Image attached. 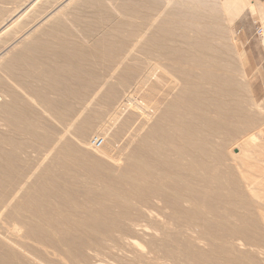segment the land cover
Returning <instances> with one entry per match:
<instances>
[{"label": "bare ground", "instance_id": "1", "mask_svg": "<svg viewBox=\"0 0 264 264\" xmlns=\"http://www.w3.org/2000/svg\"><path fill=\"white\" fill-rule=\"evenodd\" d=\"M28 1L24 7L14 11L0 27L1 37L12 29L22 31L27 26L25 21L30 18L38 19L34 25L24 32H19L20 34L18 33L14 40L0 50V87L5 86L2 75H7L12 81H19L24 86L29 85L26 79H29L30 75L31 78H36L35 81L39 82V87L37 89L30 87L32 95L29 98L42 108V111L51 118L52 122H47L48 120L44 117L43 119L35 116L36 113L31 112L29 114L17 110L16 106L19 105L16 103L19 104V102L13 93L14 90L11 88L5 90L4 87H1L11 94L10 97L12 98L11 101L4 103L2 107L0 106V119L3 120V124L0 126L12 127L13 130L25 134L31 129L36 130L32 137L41 143V149L33 150V153L37 155H35L36 158H30L32 161L26 162L22 168L17 156V150L21 148L17 138L0 133V191L5 194L0 196L2 206L7 208L14 204L13 209H20L17 204V195L24 189L28 191L27 193L31 195L34 193L38 196L30 195L31 197L25 201L27 206H32L37 204L38 199L42 198L41 196L55 202V199L58 200L56 196H59L61 192L65 194L64 191H67L66 193L69 194V189L82 187L78 183L79 181L72 182V166L63 164L67 161L69 154H72L71 152H80L76 151L80 149L72 147L66 141L65 135L68 131H65L64 128V131H61L60 126L65 122H67L65 124L67 127L74 126L76 145L87 146L88 129L85 126L94 119L101 117L104 112L103 108H101L103 110L96 109L100 107L95 108V106L101 97L107 104H112L118 95L116 87L123 88L130 85V83L128 84V74L132 77L133 74H137V82L132 78L135 86L132 88L133 84L132 89L129 87L131 90L129 89L130 91L124 93L125 98L120 102H126L129 111L132 108L136 110V105L132 103L131 99L135 92L140 91L145 104L144 113L138 114L142 116L143 119H139V121H143L144 125L139 122L140 124L138 123L136 127H133L135 123L128 121V129L126 130L129 131L128 134L133 130V133L136 132L133 136L134 139L131 140L140 138L139 141L137 140L138 143L133 150L134 152H130L132 155L128 162L132 161L131 166L137 172V175L130 176L131 180L135 182V186L130 188L133 195H141V208L146 218L152 219V221H162L160 223L163 221L179 222L181 218L182 220L183 218L188 219L190 217L189 211L191 212L192 209L203 203L202 198H200L202 200L197 199L196 193H205L214 187L213 180H219V175L222 173L216 174V167L210 165L215 155L211 146L216 143L222 145L225 140L241 128L250 129V133L240 138L235 148L237 153L232 151L233 148L228 149L233 152L230 161L235 163L233 171L237 177V189L239 188V191H243L252 197L256 196L257 199L264 200V195L259 196L256 193L258 186H264V142L262 139L259 140L260 136L263 135V130L259 128L255 132L252 130L254 128L247 124L229 123L226 126L221 125V121L226 120V115L222 112L225 105L220 99L224 95L225 78L216 74L223 71L224 67L227 66H224L218 58L221 46L217 45V42H221L222 45L225 42L226 36L223 26L226 22L231 24L240 14L248 11L261 21L263 28L261 27L260 37L264 42L263 1L175 0L176 2H174L173 0L172 2L176 3L173 4L175 13L172 14V9L170 12L172 15L168 12L171 17L173 16L172 20L160 19L161 13L170 10L169 5V10L164 9L165 3L169 2H164L165 0H117L114 3L115 7L108 11L101 10L102 7L99 6L100 20L112 18V22L113 20L122 21L120 28H128V31H117V27L114 25L112 31L102 33L101 42L113 40V34H115L113 47L116 51L109 50L110 54H104L106 57L100 55L102 53L99 52L98 48L87 51L69 45L64 48L51 45L53 42H57V33L53 30L60 26V18L70 16L66 10L76 3L86 7L90 0H60L50 9L44 6L50 0ZM171 7L173 6L171 5ZM228 24V27L231 26ZM51 32H54L56 36ZM119 35L122 36L118 37ZM42 36H49L47 43L37 44ZM128 44L131 48H128ZM136 47L142 52L141 62L144 64L140 65H143L144 68H140V70L134 69L135 67L128 69V61L132 63L136 61V58L133 57ZM133 49V54H131ZM106 51L105 49L104 52ZM239 58L242 60V57L239 56ZM106 60L110 65L102 66ZM98 67L102 68V72ZM45 69L48 70L49 77L47 75L46 78L43 77V80L39 79L40 76L37 77V74L40 71L38 70L44 71ZM168 71L170 76L173 78L174 74L175 78L167 84L162 81L164 80L162 75L168 74ZM43 74L45 73L43 72ZM170 76L168 74L169 79ZM27 88L29 89V87ZM2 93L6 95L5 92ZM2 97L3 95H0V102L3 101ZM118 109L119 106L116 105L114 111L108 112L109 117L107 116V118L110 120H106L116 124L119 119L116 116ZM107 110L109 109L107 108ZM236 111H238L236 113L238 115L239 109ZM153 118L155 122L146 130L147 126H144L148 125L149 121H153ZM54 121L57 122L55 125L60 128L58 130L61 132L52 125ZM44 122L49 124L47 127L50 133L45 128H39L38 123L43 124ZM21 125H25L28 129H22ZM139 125L142 126V129L139 128ZM143 128L147 132L144 136L137 138L138 134L141 135L140 132L144 131ZM129 136L132 135L129 134ZM3 145H8L10 150L6 151ZM88 147H91L90 140ZM99 153L94 152V155L85 156L93 162L84 171L86 172L85 175H89L91 184L95 187L107 188L111 182L128 183L129 180L125 179L127 174L122 172L124 169L112 177H108L104 173L107 169L101 167L103 164L100 162L103 161V158ZM218 158L219 156L216 157V159ZM221 159L223 158L218 161H222ZM237 159H239L238 162ZM105 166H109V164ZM76 168L78 169V167L74 169ZM252 172L257 173V175H253ZM33 177L34 179L31 180ZM215 183L217 185L216 181ZM128 184L130 185V182ZM141 187H143V193L140 194ZM216 189L214 188V190ZM262 193L264 194V192ZM47 194H51V196H46ZM119 194L118 191L113 195L119 197ZM121 200L127 204L126 199ZM22 203L20 202V205ZM83 206L80 209L90 211L89 208ZM207 211L205 214H208ZM219 214H221V210ZM125 216V213L122 214L123 219ZM75 226L76 229L81 228L78 227V223Z\"/></svg>", "mask_w": 264, "mask_h": 264}, {"label": "rangeland", "instance_id": "2", "mask_svg": "<svg viewBox=\"0 0 264 264\" xmlns=\"http://www.w3.org/2000/svg\"><path fill=\"white\" fill-rule=\"evenodd\" d=\"M27 1L28 0H0V27L10 18L14 11L24 7ZM59 1L60 0H50L48 3H45L44 6L50 9ZM166 1L169 2L167 4L165 3L164 9L169 10L168 7L170 6V10L161 13L160 19L172 20L173 16L171 17V15L175 13L174 5L176 3L174 2L176 1L174 0V2H172L173 0H165L164 2ZM116 2L117 0H90V2L86 4V7L80 3L72 4L69 9L66 10V13H69L70 16L61 17L60 22L62 24L60 23V26L53 30L56 31L57 36L54 32H51L57 38V42H53L51 45L62 48L69 45L70 47L82 48L87 51L98 48L99 52L102 53L100 54L102 57L104 54H110V51H116L113 47L115 45V34H113V40L101 42L100 39L103 37L102 33L104 34V32L112 31L114 25L117 27V31H128V28L119 27L122 25L120 24L122 21L113 20L112 22V18L110 20L107 18L103 20L99 19V6L102 7L101 10L108 11L115 7L114 3ZM171 5L174 8L171 7ZM168 12H172V14L170 13V15ZM240 15L234 20L235 22L231 24L226 22L224 24L223 27L226 36L224 44L222 45L220 44L221 42H217V45L221 46L220 56L218 58L223 62L224 66L227 65L224 67L227 73L224 70L216 73L225 78V84H223L224 95L220 97V99L223 105H225L222 112L226 115V120H222L221 125L226 126L229 123L236 125L247 124L251 125L252 128H254L252 130H255V132L256 129L261 128L263 130V135L261 133L260 135L263 137L260 136L259 140L261 141L262 139L264 142V46L261 44V37L255 34L254 22L259 24L262 28L263 26L259 18L257 16H252L248 11ZM37 20L38 19L30 18L25 21V24L27 22V26L22 31L24 32L34 25ZM227 24L231 26L228 27ZM22 31L12 29L8 31L9 33L7 32L4 36L2 35L0 37V50L14 40L18 33ZM48 39L49 36H42L39 38L40 42L37 44H42L48 41ZM129 44L128 48H131ZM105 49L107 50L106 52H104ZM134 49L140 53L134 51ZM134 49L131 51V54H133L132 52L134 51L135 56L133 55V57L136 58V61H133V63L136 62L135 64L137 66L131 61H128V69L135 67L134 69L140 70V68H144L142 67L143 65H140L144 64L141 62L143 58L142 52L139 51L140 49L137 47ZM135 52L139 55H136ZM140 55L141 57H138ZM239 56L242 57V60H240ZM137 60L139 61L138 64ZM103 65L110 64L106 60L103 62L102 66ZM98 69H101L100 71L102 72L101 67H98ZM38 71H40L37 74V77L40 76L39 79L43 80L47 77V69ZM43 72L45 74H43ZM168 74L170 76L169 71ZM168 74H165L167 76L162 75V79H164L162 81L167 84L175 78L173 74V78L170 76V79L172 78V80H170ZM133 75L135 77L128 74L129 86L127 85L123 88L120 86L116 87L118 95L116 99L112 101V104H107L103 97L99 99L97 103L98 106L96 105L95 108H103L104 112L101 117L94 119L88 124L90 128L88 125L85 126L88 129L86 137L87 146L80 147L76 145L74 126L67 127L65 126L67 122H65L60 126V129L56 126L57 122L54 121L52 125L54 127L56 126L55 128L57 130L60 129L64 131V129H66L65 131H68L66 132L67 135H65L66 141L72 147L80 149L76 150L80 152H71L72 154H69L67 161L63 164H70V166H72V182L79 181L78 183L82 187L69 189V194L66 193L67 191H64L65 194L61 192L59 196H56L58 200L55 199V202H51L47 200L46 197L41 196L42 198L39 197L40 200L38 199L37 204H33L32 206H27L25 201L29 197L36 195L34 193L31 195L24 189L17 195V204L20 209H13L14 204L10 206L11 208H5L0 204V264H264V214H261L264 213V209H261L264 208V200L260 198L257 199L256 196L252 197L243 191H239V188V190L237 189V177L233 171V165L235 163L230 161L233 152L237 153L235 148L240 138L248 135L250 129L245 130L241 128L235 133L236 135L233 134V136L225 140L222 145L216 143L214 146H211L213 147V154L215 155L214 158H212L214 161L211 160L210 165L212 164L211 166L216 167V174L219 175L221 172L223 174L221 173L219 175V180H213L214 187L208 190L209 192L196 193L197 199L202 198L203 203L196 206L195 209H192L193 211H189L191 214L188 213V215L190 217L193 216L191 219L190 217L186 220L184 218L183 220L179 218V222L171 221L170 223L168 221H163V223H160L162 221H152V219H148L143 215L141 195H133L131 189V186H135V182L131 180V177L137 175V172H135L133 166H131L132 161L128 162V160H130L129 158L140 140L139 136L145 135L147 132L146 130L155 122V119L153 118V121H149V124L144 126H147L146 130L143 128L144 133L139 131L141 135L138 134V141L131 140L134 139L133 136L136 132L133 133V130L129 133L132 135V138L129 136V131L126 130L128 129V121L135 123L133 127H136V124L143 122L139 121V119L142 120L143 118L138 114L144 113L145 111V104L140 91L135 92L131 99L132 103L136 105V110L134 108L135 111L133 108L129 111L126 102H120V100L122 101L125 98L124 93L130 91L135 86V82H137V74ZM2 79L4 80L5 86L1 87H4L5 90L9 88L14 90L13 93L16 96V100L19 102V104L16 103L17 101L15 102L16 105H19L16 106L17 110L29 114L31 112L33 114L36 113L35 116H39L40 118L44 117L48 120H46L47 122H52L51 118L42 111V108L34 103V100L32 101L29 98L30 95H32L30 87L36 89L39 87V82L35 81L36 78H31L30 75V78L26 79L29 83L28 86L22 85L19 81H12L7 75H2ZM1 87L0 95H3V101L0 102V106L2 107L4 103L11 101L12 97H10L11 94L7 93V91ZM27 87H29V89ZM2 92H5L6 95ZM116 105L119 106V111L117 110L116 112V116L119 119L116 124H112V122L108 121L110 118H107V116L109 117L108 112L114 111ZM107 108L109 110H107ZM238 109L239 114L236 115L238 112L236 110ZM133 116H136V118L134 119ZM132 117L133 119H131ZM2 121L3 120L0 119V124H3ZM47 122L43 124L38 123L39 128H45L48 133H50L47 127L49 124ZM143 123L142 125H144ZM140 126L141 125H139V128L142 129V126ZM6 127L1 125L0 133L17 138L21 147L17 150V156L18 160L20 159L19 161L22 163L21 165L19 162V165L23 168L26 162L29 160L32 161L30 158H36L37 155L33 153V150L41 149L40 141L32 137L36 130L31 129L25 134L18 130H13L12 127ZM21 128L24 130L28 129L25 125H21ZM93 136H100L104 139L102 148L92 149L88 147L89 140ZM3 148L6 151L10 150L8 145H3ZM230 148H233V152L228 150ZM100 151L101 153H99ZM94 152H98L101 158H103V161L100 162L103 164L101 167L107 169L104 173L108 177H112L124 169L122 172L127 174L125 179L129 180L128 183L130 182V185L125 182L127 185L123 183V186L120 181L111 182L110 186L107 188L95 187L91 184L92 181L89 175H85L86 172L84 171H86L87 168H89L88 166H91L93 162L85 156L94 155ZM130 152H132L131 155ZM216 155L219 156L218 159H216ZM220 158H223L221 159L222 161H218ZM236 161L238 162L239 159ZM106 164H109V166H105ZM74 165L78 167L79 170L77 168V170L74 169ZM129 169L132 170L130 171ZM252 173L253 175H257L255 172ZM33 179L34 177L31 180ZM214 188L217 189L214 190ZM142 190L143 187L140 188V194L143 193ZM118 191L120 192L118 195L119 197L114 196ZM262 192H264V186H258L256 193L262 196L264 195ZM1 194L5 195L0 191V196ZM51 194H47L46 196H51ZM239 195L242 196L240 197ZM123 198L126 199L127 204L121 200ZM20 202L24 204L22 203L20 205ZM82 205H84L83 207L89 208L90 211L88 210L87 212L80 209ZM202 205L204 209L206 208L205 210ZM220 210L221 214H219ZM206 211L209 215L205 214ZM124 213L126 216L123 219L122 214ZM216 217L218 220H216ZM77 223L78 227H81L80 229H76L75 224Z\"/></svg>", "mask_w": 264, "mask_h": 264}, {"label": "built area", "instance_id": "3", "mask_svg": "<svg viewBox=\"0 0 264 264\" xmlns=\"http://www.w3.org/2000/svg\"><path fill=\"white\" fill-rule=\"evenodd\" d=\"M255 34L260 37L261 32H262V28L259 24L255 23ZM90 145L93 149H98L100 147H102L104 145V139L100 136H93L90 139Z\"/></svg>", "mask_w": 264, "mask_h": 264}, {"label": "crops", "instance_id": "4", "mask_svg": "<svg viewBox=\"0 0 264 264\" xmlns=\"http://www.w3.org/2000/svg\"><path fill=\"white\" fill-rule=\"evenodd\" d=\"M261 1H263L264 2V0H261ZM247 43V42H246ZM248 44V43H247ZM261 44L264 46V42L261 40Z\"/></svg>", "mask_w": 264, "mask_h": 264}]
</instances>
